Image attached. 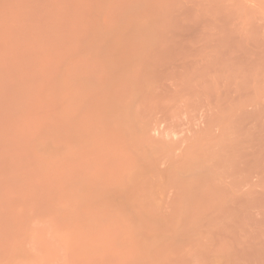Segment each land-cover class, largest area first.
<instances>
[{
  "label": "rangeland",
  "instance_id": "rangeland-1",
  "mask_svg": "<svg viewBox=\"0 0 264 264\" xmlns=\"http://www.w3.org/2000/svg\"><path fill=\"white\" fill-rule=\"evenodd\" d=\"M0 264H264V0H0Z\"/></svg>",
  "mask_w": 264,
  "mask_h": 264
}]
</instances>
